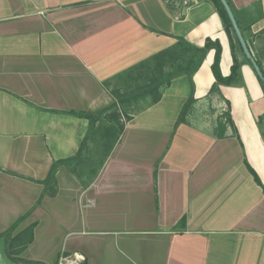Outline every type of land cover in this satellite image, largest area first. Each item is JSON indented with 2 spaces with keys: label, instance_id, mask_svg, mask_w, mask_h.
Segmentation results:
<instances>
[{
  "label": "crops",
  "instance_id": "crops-1",
  "mask_svg": "<svg viewBox=\"0 0 264 264\" xmlns=\"http://www.w3.org/2000/svg\"><path fill=\"white\" fill-rule=\"evenodd\" d=\"M230 6L264 73V0ZM180 39L218 41L221 75L234 57L238 74L211 89V47L191 79L167 63L153 102V57ZM248 60L212 0H0V264H264Z\"/></svg>",
  "mask_w": 264,
  "mask_h": 264
},
{
  "label": "trees",
  "instance_id": "trees-1",
  "mask_svg": "<svg viewBox=\"0 0 264 264\" xmlns=\"http://www.w3.org/2000/svg\"><path fill=\"white\" fill-rule=\"evenodd\" d=\"M212 1H213L214 5L216 6L217 11H218L219 15L221 16V18L224 22L226 30L228 31V33H230L231 23L229 21L228 16L226 15L224 8L222 7L219 0H212ZM227 1L230 5V0H227ZM211 47L215 48V55H214L213 63L211 65V69H212L213 75L216 79V81L213 84V86L211 87V89H215L216 86L220 83L221 84L232 83L234 78L238 74V69H239L240 63L238 62L237 58L234 57V61H233V64L231 66L230 74L226 77H223L221 75L220 68H219L221 46H220L218 41L213 42L210 39H207V41L203 47H196V46L193 47V46H190V44L185 42L183 39H180L177 47H175L173 49L162 51L153 57V61L155 63V73L149 77V82H147L145 85L146 86L145 93L151 94L153 102H157L160 99V97H161L160 92H159L160 85H164V86L168 85L170 78L174 75L173 73H170L169 75L164 77L163 67L167 63H174V62L177 63V61H178L179 72H181V71L186 72L187 75L189 76V78L191 79L192 72L198 68V66L200 65L206 51ZM187 52H189L187 54V56H184L185 53H187ZM263 75H264V73H263ZM160 78H162V80H159ZM259 80H260L262 86L264 87V80H262V79H259ZM118 97H121V96L119 95ZM118 99H119L118 101L122 103L120 98H118ZM191 100H192V98L190 97L188 99V101L185 103L183 110L181 111V115L179 117L180 120L183 119V117H184V115H185V113L189 107ZM114 107H116V105H114ZM112 114H114V116H115L114 118H118L119 114H117L116 110ZM128 118H129V116L126 115V119H128ZM228 118H229V116L227 114V119ZM120 127L122 128L123 125L121 124ZM224 131H225V123L222 120H219L217 123V126L215 128V134L218 137H223ZM79 155L80 154L78 153L75 157H78ZM65 162H67V161L66 160H59V162H57V163H65ZM57 163H55L51 167L49 174H48L47 178L45 180H43V183H48L49 181L54 180V174H55ZM251 172L254 175L255 180L259 184H261L258 176L255 174V172L252 169H251Z\"/></svg>",
  "mask_w": 264,
  "mask_h": 264
},
{
  "label": "water",
  "instance_id": "water-1",
  "mask_svg": "<svg viewBox=\"0 0 264 264\" xmlns=\"http://www.w3.org/2000/svg\"><path fill=\"white\" fill-rule=\"evenodd\" d=\"M222 7L224 8L225 12H226V15L228 16L229 18V21L231 23V28L237 38V40L239 41L240 45H241V48L245 54V56L251 61L253 67H254V70L256 72V74L258 75V77L262 80H264V75H263V71L261 70V68L259 67V65L257 64V62L255 61V59L252 57V54L245 42V39L243 37V34L241 32V29L238 25V22L235 18V15L228 3L227 0H219Z\"/></svg>",
  "mask_w": 264,
  "mask_h": 264
},
{
  "label": "rangeland",
  "instance_id": "rangeland-1",
  "mask_svg": "<svg viewBox=\"0 0 264 264\" xmlns=\"http://www.w3.org/2000/svg\"><path fill=\"white\" fill-rule=\"evenodd\" d=\"M147 76H145V78H146ZM116 112H117V114H119V117H121V119H124L125 120V115H120V112L117 110V108H116ZM96 145H92V148H91V151H93L94 153H96ZM99 156V154H97V157ZM0 252L1 253H3V251H2V249L0 250Z\"/></svg>",
  "mask_w": 264,
  "mask_h": 264
},
{
  "label": "built area",
  "instance_id": "built-area-1",
  "mask_svg": "<svg viewBox=\"0 0 264 264\" xmlns=\"http://www.w3.org/2000/svg\"><path fill=\"white\" fill-rule=\"evenodd\" d=\"M75 257L77 258V256H75ZM65 262H67V258L61 257L58 264H64Z\"/></svg>",
  "mask_w": 264,
  "mask_h": 264
}]
</instances>
